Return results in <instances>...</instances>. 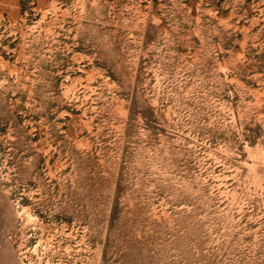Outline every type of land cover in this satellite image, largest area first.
<instances>
[{
    "label": "rangeland",
    "instance_id": "1",
    "mask_svg": "<svg viewBox=\"0 0 264 264\" xmlns=\"http://www.w3.org/2000/svg\"><path fill=\"white\" fill-rule=\"evenodd\" d=\"M0 264H264V0H0Z\"/></svg>",
    "mask_w": 264,
    "mask_h": 264
}]
</instances>
